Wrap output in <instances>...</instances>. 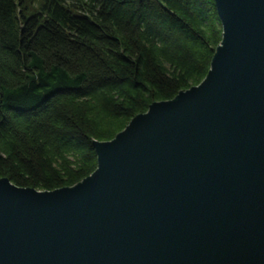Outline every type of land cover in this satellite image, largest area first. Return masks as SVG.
Returning a JSON list of instances; mask_svg holds the SVG:
<instances>
[{
	"label": "water",
	"instance_id": "95a60500",
	"mask_svg": "<svg viewBox=\"0 0 264 264\" xmlns=\"http://www.w3.org/2000/svg\"><path fill=\"white\" fill-rule=\"evenodd\" d=\"M196 86L153 102L71 187L0 178V264H264V0H213Z\"/></svg>",
	"mask_w": 264,
	"mask_h": 264
},
{
	"label": "trees",
	"instance_id": "16d2710c",
	"mask_svg": "<svg viewBox=\"0 0 264 264\" xmlns=\"http://www.w3.org/2000/svg\"><path fill=\"white\" fill-rule=\"evenodd\" d=\"M213 0H0V178L71 187L94 142L206 76Z\"/></svg>",
	"mask_w": 264,
	"mask_h": 264
}]
</instances>
